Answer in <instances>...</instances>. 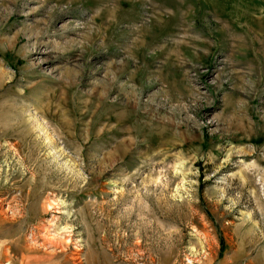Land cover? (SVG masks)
Listing matches in <instances>:
<instances>
[{
  "label": "rangeland",
  "instance_id": "obj_1",
  "mask_svg": "<svg viewBox=\"0 0 264 264\" xmlns=\"http://www.w3.org/2000/svg\"><path fill=\"white\" fill-rule=\"evenodd\" d=\"M0 264H264V0H0Z\"/></svg>",
  "mask_w": 264,
  "mask_h": 264
}]
</instances>
